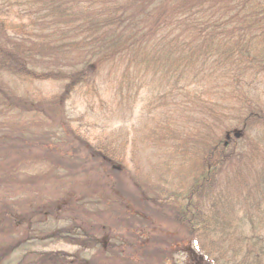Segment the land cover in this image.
<instances>
[{
	"label": "trees",
	"instance_id": "trees-1",
	"mask_svg": "<svg viewBox=\"0 0 264 264\" xmlns=\"http://www.w3.org/2000/svg\"><path fill=\"white\" fill-rule=\"evenodd\" d=\"M116 61L127 63L126 71L144 68L146 85L156 94L155 99L166 100L165 107L179 98L180 106H190L201 114V124L210 120L204 129L201 126L193 133L206 147V164L184 191L169 181L168 187L166 183L151 189L139 185L144 204L138 197L129 198L150 214L165 215L192 237L200 251L212 257L213 264H256L257 257L249 249L244 257H238L219 251L216 254L206 246L221 248L222 240L226 247L229 238L232 248L241 249V237L227 232L244 228L245 222H238L245 218L236 219L241 200L258 198L251 194L239 197L237 188V198H231L235 197V183L232 186L225 180L220 187V177L244 159L248 148L245 141L251 138V131L264 130V95L258 91L264 83V0H0V183L26 177L41 184L45 178L32 175L31 167L42 159L70 168L96 161L99 153L91 150L84 160L61 159L53 154L48 157L43 141L71 92L92 86L103 69H111ZM26 81H55L60 83L61 92L35 110L19 92ZM235 129L243 136L236 138ZM184 132L171 119L150 127L153 141L156 135L154 144L164 148L184 138ZM16 139L18 143L13 142ZM16 149L20 152L10 158ZM101 158L119 174L113 163L118 165L121 159L110 153ZM24 159L30 167L23 164ZM118 186L122 190L120 181ZM107 196L108 192L91 197L88 206L94 212L90 213L73 198L62 203L52 196L41 203V197L39 200L34 195L23 207L19 198L12 197L11 201L0 195V264H116L118 259H110L117 250L114 247L109 258L104 254L105 261L98 253L86 260L89 248L98 246L96 227L65 223L61 214L68 206L83 207L85 210L79 211L96 217L105 213L106 221L114 227L133 219L130 204ZM23 226L36 230L35 241ZM45 240L62 241L81 250L72 260L65 250L34 248L33 242L42 246ZM130 247L128 244L126 249ZM164 258L165 251L154 247L136 258L126 251L118 264H158ZM219 258L224 261L219 263Z\"/></svg>",
	"mask_w": 264,
	"mask_h": 264
},
{
	"label": "rangeland",
	"instance_id": "rangeland-1",
	"mask_svg": "<svg viewBox=\"0 0 264 264\" xmlns=\"http://www.w3.org/2000/svg\"><path fill=\"white\" fill-rule=\"evenodd\" d=\"M10 19L14 22L18 21L16 17ZM115 63L111 64V69L104 68L101 76L96 78L92 86L85 85L71 92L63 103V112L56 117L55 128L46 132L43 141V145L47 146L48 157L53 154L61 159L66 157L84 160L88 152L92 151L99 153L96 161L70 168L60 166L63 165L60 163H52L49 158L45 162L42 159L31 167L32 175L39 174L45 178L41 179V184L37 181L31 183L26 177L19 178L18 181L7 178L0 183V195L10 200L12 197L19 198L23 207L34 195L39 200L41 197V203L52 196L54 199L58 198L56 202L62 203L67 198H73L74 201H78L77 204L85 205L84 207L91 213L90 210L94 212L88 206L91 197H102L108 192L107 197L124 199L130 204L132 220L120 221L119 225L114 227L113 223L106 221L105 213L102 217H96L79 211L85 210L83 207L71 208V206L61 211L62 221L65 223L88 228L96 227L98 246L92 248L93 250L89 248L90 253L86 260L92 253H98L102 261H105L104 254L108 253L109 258L111 256L109 251L112 252L114 247L117 250L110 259H118L116 262L118 264L126 251H130L131 258H136L144 250L155 247L156 250L162 248L165 251V258L158 264H213L212 257L200 251L199 246L192 241V237L186 236L176 224L165 219V215L161 212L157 215L151 212V215L148 210L139 208L134 200L129 198V196L138 197L139 202L144 204V192H141L139 185L144 189H151L158 183H166L165 186L168 187L169 181L174 183V188L183 187L181 190L184 191L206 164L203 153L206 147L201 146L203 143L193 133L201 126L204 129V125L210 120H204L205 123L201 124V114L190 106H182V104L180 106L179 98L173 99L174 104L171 107H165L166 100L155 99L156 94L146 85L143 78L146 75L144 68L126 71L124 65L127 63L123 65L118 64L117 61ZM140 81L144 85L138 87ZM258 91L264 95V83L259 85ZM19 92L29 100L33 109L38 110L37 107L41 102L61 92V85L55 81H26L20 85ZM170 119L187 135L176 142H171L165 148L155 145L156 135L153 141L150 127H157L158 123L170 122ZM205 132H208L207 127ZM241 132L239 129L234 131L240 134L238 138L243 136ZM250 135L251 138L245 141L248 148L244 159L220 177L222 179L220 187H224L225 180L231 185L235 183L234 194L232 193L235 197L231 198H237L236 188L241 192L239 197L243 194L258 197L252 202L241 200L242 208H238L236 219L237 216L245 218L238 222L240 224L245 222L244 228L236 227L232 233L227 232L229 235H239L241 238L238 240L242 247L232 248L228 238L225 242L228 247H225L221 240L219 243L221 248L214 245L206 246V249L216 254L215 251H219L218 254L222 252L238 257H244L249 249L257 257L256 264H264V130L253 129ZM13 142H17V139ZM102 148L110 151H104ZM18 151L19 149H16L10 158L15 157ZM108 153L121 159L118 164L120 167L115 163H113L114 167L112 166L118 169L119 174H114L113 169L101 162V156H107ZM26 160L28 159L23 160V164L28 165V161L24 163ZM28 175L30 176V173ZM164 178L167 180H162ZM118 181L121 182L122 190L118 186ZM57 206L60 205L56 204V209ZM224 211L229 212L228 207H225ZM23 230L24 232L28 230V235H31L28 237L33 238V241L37 239L38 233H35V229L24 227ZM20 232L23 234L22 228ZM16 233L18 236V231ZM24 236L27 237V234L25 233ZM45 242L47 243L42 246L33 242V246L41 250H65L72 260L75 259L74 254L78 256L77 252L81 250L76 245L62 241L45 240ZM127 243L131 244L128 250ZM87 245L90 246V242H87ZM253 254L251 255L254 256ZM80 256L85 258L83 254ZM223 261V258H219V263ZM84 264L87 263L84 261Z\"/></svg>",
	"mask_w": 264,
	"mask_h": 264
},
{
	"label": "water",
	"instance_id": "water-1",
	"mask_svg": "<svg viewBox=\"0 0 264 264\" xmlns=\"http://www.w3.org/2000/svg\"><path fill=\"white\" fill-rule=\"evenodd\" d=\"M234 136H235V137H239L240 134H239V133H234Z\"/></svg>",
	"mask_w": 264,
	"mask_h": 264
}]
</instances>
